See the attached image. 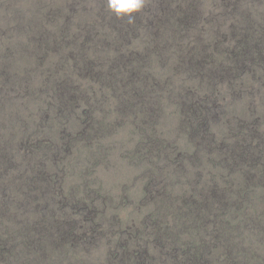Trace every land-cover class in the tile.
I'll list each match as a JSON object with an SVG mask.
<instances>
[{"label": "rangeland", "instance_id": "obj_1", "mask_svg": "<svg viewBox=\"0 0 264 264\" xmlns=\"http://www.w3.org/2000/svg\"><path fill=\"white\" fill-rule=\"evenodd\" d=\"M215 1L219 0H202L200 7L215 8ZM241 4L242 8L264 9V0H241ZM145 6L150 8L151 0H146ZM103 11L110 15L107 0H0V67L10 71L12 83V86L9 83L5 88L0 78V140L10 139L16 143L22 135L36 137L41 134L38 136L40 139L52 143L54 149L49 148L47 153L50 155L55 150L57 154L53 159L45 160V168L50 169L52 174L56 172L55 187L59 189L53 192L56 195H51V198L56 202L76 197L88 198L94 202L95 207L88 214L87 220L90 219L91 224L98 221L97 223L105 226L104 229L114 227L117 222L119 229L130 225H134L133 228L138 227L152 212L162 213L167 220L172 217L171 222L176 219L179 221L178 218L184 214H181L182 210L177 205L176 201L180 199L177 196L188 194L195 187L197 190L206 189L214 179L223 185L225 180L220 179V176L224 174L232 182L227 194L231 198L238 196L236 186L244 184L240 170L234 168L227 171L224 168L225 158L222 157V151L217 149L215 157L208 159L204 150L216 145L222 149V140L225 144H230L237 130L248 133L249 131H245L248 128L241 127L240 121L252 123L255 120L253 127L257 124V129L263 131L264 67L240 70L230 81H220L219 95L212 94L217 105L207 102L206 107L210 109L200 112L206 113V116L199 119L202 116L199 110H194L190 105L188 109L186 103L182 104L184 98H190V94H183L180 103L177 93H181L184 86H187L189 93L198 87L202 94L212 92L213 88L208 86L207 81L197 76L191 78L187 74L193 70L181 57L185 55V47L190 46L188 38H182V44L178 46L169 39L160 55L153 53L149 61L139 65L142 79L139 83H145L148 97H152L153 105L156 103L154 113H116L113 107L117 97L120 98L119 93L112 92L107 86L100 89L97 81L76 70L72 71L74 61L67 56L74 46L72 40L78 42L81 39L80 35L73 37L75 32L81 34L79 28L83 25L80 23ZM65 14L70 19H64ZM63 21L67 29L63 34L65 38L59 45L53 38L52 44L47 40L41 41V32L57 29ZM212 27V24H206L207 29ZM98 30L103 31L100 35L116 38L113 35L116 29L112 27L105 25ZM203 32L205 38L202 41L209 43L214 36L212 30ZM143 40L145 41L142 36L130 37L126 43L115 48L117 52L122 51L126 55L133 48L141 52L146 42ZM39 44H43V47L40 48ZM91 54L105 58L113 56L115 52L112 46H107L94 49ZM66 72L71 73L73 81L80 84L85 92L94 91L89 101L92 105L88 107L93 108L94 125L99 126L101 122L104 125V131L98 136H94L92 129L89 131L87 128L79 133L84 127V114L67 117L68 120L63 122L54 115L46 118L47 112H42L41 106H45V102L52 95V89L46 83L62 77ZM144 72L151 75L145 76ZM76 112L80 110L77 109ZM197 121V125L201 124L204 138L195 132L197 126L194 127L193 124ZM68 129L77 131L76 138L69 139L67 134L64 136L61 133ZM38 155L31 153L28 156L33 161ZM13 157L17 163L23 162V153L20 150ZM13 170L5 179H11V190L16 191L21 179L15 175H19L20 166ZM32 192L36 196L40 194L37 189ZM162 192L164 197L170 198L168 201L164 200ZM258 192L264 195V188L258 186L257 189L248 190L246 200L239 204L238 210L241 209L248 215L242 213L241 217L231 219L236 226L232 235L233 242L238 244L237 250L240 249L243 254L238 264L257 263L255 255L251 254L257 248V253L264 258V238L256 236L249 227L252 224L250 215L263 220L260 214H264V197ZM39 197L36 198L37 201ZM17 200L14 199L15 202L10 207L13 209L12 213L16 214L13 215V220L16 219L14 226H17L23 216L21 205L24 204L19 206ZM37 201L31 199L32 206L28 212L24 211L26 214L30 213V218ZM6 220L11 223L10 217ZM207 227L211 229L212 225ZM196 229L198 227L194 228ZM210 229H204L201 235L205 238L213 237L208 233ZM182 231L184 239L189 238V233L194 236L192 231ZM109 238L107 233H102L80 240L76 245H67L65 255L77 263L81 260L84 264H112L109 257L112 244ZM219 244V250L209 252L213 257H217L225 245L223 240ZM55 251L57 253L46 259V264H66L63 253ZM114 264L127 263L119 261Z\"/></svg>", "mask_w": 264, "mask_h": 264}, {"label": "trees", "instance_id": "obj_2", "mask_svg": "<svg viewBox=\"0 0 264 264\" xmlns=\"http://www.w3.org/2000/svg\"><path fill=\"white\" fill-rule=\"evenodd\" d=\"M201 1L151 0V7L147 5L134 14L135 19L132 22L126 18H118L111 10L110 15L103 11L83 21L84 23H80L83 27L79 28L81 34L75 32L73 35V37L80 35L81 39L78 42L72 40L74 46L67 54L74 61L72 71L76 70L97 81L100 89L107 86L112 92L117 91L120 98L117 97L114 110L112 109L116 113L124 115L139 111L153 114L157 105L155 103L154 107L152 97L150 95L148 97L145 83L142 81L139 83L142 80L139 65L149 61L153 53L160 55L169 39L178 46L182 44V38H188L190 46L185 47V55L181 57L193 70L187 74L191 75V78L197 76L207 81L208 86L211 85L213 89L212 92L202 94L197 87L194 92L189 93L187 86H184L181 93H177L178 101L181 103L182 95L188 93L190 98L185 96L182 104L186 103L188 109L191 107L199 110V114L202 111H209L206 103L217 105L214 97L220 93L218 85L220 81H230L240 70L264 67V9L242 8L241 0H219L220 4L219 1H215V8L205 9L200 7ZM64 19H70L69 15L65 14ZM206 24H212L213 27L207 29ZM105 25L116 29L113 33L116 38L100 35ZM66 29L63 21L57 29L41 32L39 34L41 41L47 40L52 44L53 38L59 45L65 38L63 34ZM204 30H212L214 34L209 43L202 41L205 38ZM134 36H142L147 42L143 40L145 45L141 52L135 48L127 55L122 51L117 52L115 46H121ZM38 46L42 48L43 44ZM107 46H112L115 52L113 56L103 58L91 54L94 49ZM0 73L5 88L9 83L12 86L10 71L0 67ZM144 75L151 74L144 72ZM46 84L52 89V95L45 102V106H41L42 112H47L46 118L48 115H54L66 122L67 117L84 114L82 120L84 127L79 133L87 128L89 131L92 129L94 136H98L104 131L102 122L99 126L94 125L93 108L88 107L91 104L89 101L93 90L85 92L80 84L73 81L69 72ZM214 93L215 96L212 95ZM77 109L80 112L77 113ZM201 115L199 119H204L206 113ZM240 122L241 127L248 128L245 130L249 131L248 133L237 130L230 144H225L222 140L220 145L222 149L218 148V145L210 147L209 150L203 149L208 154V159L215 157L217 149L222 151V157L225 158L224 168L227 171L234 168L240 170L244 184L236 186L240 193L236 192L238 196L231 198L232 196L227 194L232 182L227 180L224 174L220 176V179L225 180L223 185L214 179L206 189L197 190L195 187L190 193L177 196L180 197L179 201H176L177 205L182 210L181 214H184L178 218L179 221L176 219L171 222L172 217L167 220L162 213L152 212L138 227L133 228L134 225H130L124 229H119L118 222L110 229H104L105 226L97 223L98 221L91 224L87 216L92 213L95 205L88 198L76 197L58 202L52 199V196L56 195L53 192L59 188L55 187L56 172L52 174L50 169L45 168V160L53 159L57 152L54 150L48 155V149L53 150L54 145L45 141L46 139H40L38 136L41 134L36 137L22 135L16 143L10 139L0 140V264H46V259L57 253L55 250L63 253L66 264H84L81 260L77 263L66 256L65 246L76 245L80 240H87L102 233H107L110 237L112 245L109 257L113 261L112 264L119 261H125L127 264H238L243 254L240 253V249L237 250L238 244L233 242L232 235L236 226L231 219L241 217V214L245 213L241 209L238 210V207L246 200L248 190L257 189L258 186L264 188V129L263 131L257 129V124L253 127L255 120H252V123L246 120ZM197 124L198 121L193 124L194 127L197 126L194 131L203 137L201 124ZM61 133L64 136L67 134L69 139L76 138L77 135V131L70 129ZM19 150L23 153L21 163H17L13 157ZM31 153L39 155L30 161ZM16 166H20V173L15 176L21 180L18 181L15 191L11 190V179L6 180L5 177L9 173L11 175ZM36 189L39 190L40 197L32 192ZM258 193L264 197L262 192ZM162 195L165 201L170 199L164 197L163 192ZM38 197L40 199L37 201ZM14 199H18L19 206L24 204L21 205L23 216L20 222L16 221L17 226H14L16 219L13 220V215L16 214L10 209ZM31 199L37 203L30 218V213L26 214L24 211L28 212L32 206ZM260 215L263 216V220L250 215L252 224L249 227L256 236L264 238V214ZM7 217H10L11 223L5 221ZM207 225H212V228H208ZM196 227L198 230H194ZM184 229L194 232V236L189 233V238L184 239L182 231ZM204 229L214 231H208L213 237L202 236ZM197 232L198 234H195ZM221 240L225 245L222 246L219 255L213 257L209 252H215L221 246L219 244ZM257 251L259 248L251 252L257 261L254 264H264V258Z\"/></svg>", "mask_w": 264, "mask_h": 264}, {"label": "clouds", "instance_id": "obj_3", "mask_svg": "<svg viewBox=\"0 0 264 264\" xmlns=\"http://www.w3.org/2000/svg\"><path fill=\"white\" fill-rule=\"evenodd\" d=\"M146 0H107L108 8L118 18H126L129 22L135 19L136 13L143 10Z\"/></svg>", "mask_w": 264, "mask_h": 264}]
</instances>
